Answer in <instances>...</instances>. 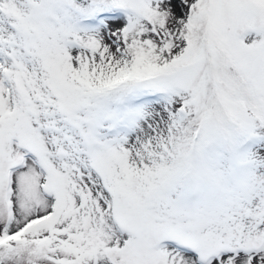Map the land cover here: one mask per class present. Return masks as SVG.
<instances>
[{
    "label": "snow or ice",
    "instance_id": "1",
    "mask_svg": "<svg viewBox=\"0 0 264 264\" xmlns=\"http://www.w3.org/2000/svg\"><path fill=\"white\" fill-rule=\"evenodd\" d=\"M0 264H264V0H0Z\"/></svg>",
    "mask_w": 264,
    "mask_h": 264
}]
</instances>
